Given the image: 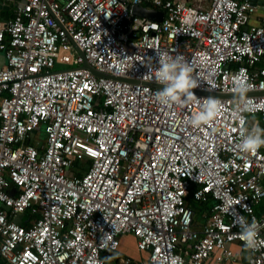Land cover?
Returning a JSON list of instances; mask_svg holds the SVG:
<instances>
[{
	"label": "built area",
	"instance_id": "built-area-1",
	"mask_svg": "<svg viewBox=\"0 0 264 264\" xmlns=\"http://www.w3.org/2000/svg\"><path fill=\"white\" fill-rule=\"evenodd\" d=\"M5 1L16 4L0 26V264H132L103 257L124 235L147 264L228 262L241 217L264 241V147L240 148L242 127L264 128L255 0H149L160 21L133 12L143 0ZM177 56L200 99L164 106L149 76ZM209 96L216 116L191 126ZM208 203L199 224L193 204ZM247 251L264 264V243Z\"/></svg>",
	"mask_w": 264,
	"mask_h": 264
},
{
	"label": "clouds",
	"instance_id": "clouds-1",
	"mask_svg": "<svg viewBox=\"0 0 264 264\" xmlns=\"http://www.w3.org/2000/svg\"><path fill=\"white\" fill-rule=\"evenodd\" d=\"M158 66L151 70L154 75L149 76L150 81H154L161 87L154 92V98L157 103L167 106L172 103H181L185 100L200 98L195 97L193 89L198 87V83L192 77V68L183 57H164L157 59ZM237 94L243 95L247 90V84L236 85ZM221 101L217 97L209 96L203 98L200 110L190 118V124L199 128L203 124L211 121L217 114ZM239 108V106H238ZM241 125L246 123L245 117L237 112ZM240 148L245 152L255 153L261 147H264V128L259 124L251 128H241ZM239 239L243 242L245 250H254L258 243L264 241L258 240L259 223L253 218L251 222L241 217L239 220ZM105 237L101 236V243Z\"/></svg>",
	"mask_w": 264,
	"mask_h": 264
},
{
	"label": "crops",
	"instance_id": "crops-1",
	"mask_svg": "<svg viewBox=\"0 0 264 264\" xmlns=\"http://www.w3.org/2000/svg\"><path fill=\"white\" fill-rule=\"evenodd\" d=\"M177 1H181V2H185L187 4H189L190 6H203V7H207L209 5L208 0H177ZM15 2H8L5 0H0V26H4L8 20L11 19L12 15H13V11L15 9ZM254 12L251 14L250 19H249V25H255L258 24L260 22V20L262 18H264V0H255L254 1ZM144 8L143 10L146 11H152V5L150 3L149 0H143V2L141 3L139 9ZM143 10L141 9L138 13L142 14ZM156 11H154L153 13L149 14L147 17V19H151L149 18L152 16H159L160 15V10L161 9H155ZM191 203V202H190ZM195 211H196V222L199 224H202L203 222H205V215H208V209L210 208V203H208L207 205L203 206V205H196L193 204ZM256 213L260 216L264 213V201L255 208ZM132 238L134 240V244H135V239L132 235H124L120 237V242H119V246L116 252H105L103 254L104 259L108 260V261H113L116 260L118 257H128L131 261L132 264H147L148 261V255L146 252H138L139 253V258H134L128 254H124L121 249V243L123 241H126L127 239ZM136 247V246H135ZM233 254H234V260L233 261H228V262H222V263H218L215 262L213 259L208 260L207 264H249L248 259L250 257V254L247 250L244 249V247H240L238 245H233L231 247Z\"/></svg>",
	"mask_w": 264,
	"mask_h": 264
},
{
	"label": "rangeland",
	"instance_id": "rangeland-1",
	"mask_svg": "<svg viewBox=\"0 0 264 264\" xmlns=\"http://www.w3.org/2000/svg\"><path fill=\"white\" fill-rule=\"evenodd\" d=\"M59 67L60 66H57L56 69H58ZM36 137L38 138V135H36ZM120 249L124 254H128L134 258H139V253L136 250L134 240L132 238L127 239L126 241H123L121 243Z\"/></svg>",
	"mask_w": 264,
	"mask_h": 264
},
{
	"label": "water",
	"instance_id": "water-1",
	"mask_svg": "<svg viewBox=\"0 0 264 264\" xmlns=\"http://www.w3.org/2000/svg\"><path fill=\"white\" fill-rule=\"evenodd\" d=\"M141 9L143 10L144 8H141ZM141 9H139V7H135V8L133 9V12H134L136 15H139V16H142V17H147L149 14H151V13L154 12V11H146V10H143V13H142V14H139L138 12H139ZM153 14H154V13H153ZM160 17H161L160 15H159V16H155V15H154V16H152V17L149 16V18L154 19V20H156V21H160ZM147 18H148V17H147ZM83 68L89 69L93 74H95V75L98 76V77L102 76V75L96 73L92 68H90V67L87 66L86 64H83ZM223 97H231V95H224ZM41 137H44V134H42Z\"/></svg>",
	"mask_w": 264,
	"mask_h": 264
}]
</instances>
